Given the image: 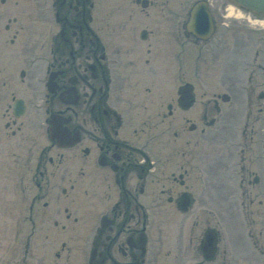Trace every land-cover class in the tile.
<instances>
[{"label": "flooded vegetation", "instance_id": "obj_1", "mask_svg": "<svg viewBox=\"0 0 264 264\" xmlns=\"http://www.w3.org/2000/svg\"><path fill=\"white\" fill-rule=\"evenodd\" d=\"M178 1L123 0L160 24L132 32L109 21L99 32L92 25L98 23L96 0H51L57 26L46 34L42 105L34 104L29 77L33 51L12 53L15 36L0 40V236L14 242L18 223L29 227L27 240L45 223L64 231L53 216L83 221L76 210L81 202L66 199L69 208L57 202L51 209L49 201L58 184L64 195L83 179L80 194L94 207L89 264H145L136 238L145 230L141 197L148 188L168 195L166 203L180 212L198 204L189 194L208 188L203 183L210 169L234 177L233 192L257 189L264 177V33L228 25L225 0L188 1L186 16L195 3L206 4L209 31L178 25ZM6 3L3 30L11 33L18 3L0 0V7ZM54 98L62 102L55 112L48 106ZM51 119L55 135H69L58 140L63 147L50 139ZM205 202L199 201L192 223L204 220ZM205 226L196 240L202 263L215 260L221 243ZM49 233L41 229L36 236ZM254 245L263 246L257 239ZM63 247L54 251L56 259ZM4 253L0 264L1 258L16 264L15 249Z\"/></svg>", "mask_w": 264, "mask_h": 264}, {"label": "rangeland", "instance_id": "obj_2", "mask_svg": "<svg viewBox=\"0 0 264 264\" xmlns=\"http://www.w3.org/2000/svg\"><path fill=\"white\" fill-rule=\"evenodd\" d=\"M9 0H7L8 2ZM31 1V2H30ZM98 3V23H92L94 27H98V31L104 30V24L110 21V24H116L117 26L128 27L129 31L137 32L140 28H148L151 23L153 25L160 24L158 17L153 14L148 16L147 13H138L135 7L125 3H121L123 0H96ZM189 0L178 1L179 12H181V18H178V25L185 20V12L188 9ZM22 2L18 5V21L16 25H13L17 33H14V29L11 33H5L3 26L8 18L7 11L9 5H2L0 7V16L2 15V21L0 25V37L1 41L8 42L13 36H15V44L12 47V53L20 51H26V48L33 51V70L30 72V79L33 76V95L35 105H42V96L45 94V78L43 76V63L42 59L45 57V40L46 34L51 31L52 33L56 30L57 24L53 21L52 9L50 7L51 0H17V3ZM14 4V1L10 2ZM188 3V4H187ZM187 4V5H186ZM125 11H121L122 7ZM124 5L126 6L124 8ZM15 6H11L14 9ZM183 8V9H182ZM29 10L31 12H29ZM237 10V9H236ZM235 10V12H236ZM16 11V8H15ZM54 11V10H53ZM134 12L138 15H134ZM239 15L247 16L243 11L238 10ZM29 14L31 16H29ZM49 16L50 22L47 21L46 16ZM29 16V20L32 26H24L22 21L23 18ZM234 20H229L233 23H239L240 25L247 24L243 17ZM252 18V17H251ZM234 20V21H233ZM146 23V24H144ZM229 23V22H227ZM232 24V23H229ZM91 25V24H90ZM91 25V26H92ZM20 26L22 29H20ZM31 28L32 32H26L27 28ZM259 27V26H254ZM26 28V29H25ZM48 29V31H47ZM100 34V33H99ZM28 36V37H27ZM1 54V53H0ZM21 56L10 55L7 59L12 58L18 64L21 62ZM3 58V57H2ZM0 57V63L3 64L4 60ZM5 58V57H4ZM17 59V60H16ZM6 60V59H5ZM20 68L25 66V63L20 64ZM3 65L0 66L2 71ZM62 102L57 99H49L48 106L50 111H57L61 108ZM38 121V120H37ZM179 134H185L179 133ZM185 139V135L182 136ZM54 151L50 153L53 156ZM261 165L258 161V166ZM205 179V178H204ZM177 180V179H176ZM234 177L227 175L226 171H217L210 169L207 178L204 180L203 185H207V189L204 192L193 193V199L198 201V204L194 203L193 210L184 212L183 214L178 213L171 204L166 203V197L168 195L156 194L152 189L148 188L146 194L142 198L144 206L146 208V223L145 233L148 237L147 244L145 247V264H264V243L262 241V254L255 249L256 246L247 243L243 230L244 223L239 221L237 217L238 211L242 208L237 207V204L232 195L236 190H231L232 182ZM262 177H259L257 189L253 190L249 194V199L246 200L244 208L252 210H263L264 207V186ZM179 181V180H178ZM1 182V181H0ZM85 181L80 180L79 186H77L74 192H68L64 195L60 193V187L58 184L49 195V201L51 209L54 208L55 202H58L63 207L69 208L66 199H72L79 203L80 206L76 207V210L80 208V217L83 221H78L76 224H72L70 220H62L61 215L53 216L55 222L58 224H64V231L57 229H51L47 223L38 226L35 229V238L27 242L24 238L25 233L28 232V227L18 223L16 226L17 239L15 242L11 241L9 237L0 236V252L3 254L4 251H9L11 248L16 251V264H89V253H90V230L94 220V207L91 205V198L80 194V187ZM2 182L0 183V186ZM230 185V187H229ZM151 186H154L151 184ZM65 188V187H64ZM179 188V187H178ZM67 190V189H66ZM1 191V190H0ZM37 191V189H34ZM88 192V190H85ZM179 190L177 189V192ZM239 191V190H238ZM251 200V201H250ZM1 201V200H0ZM199 201H206L204 208V220L199 218L197 223H192L191 220H197L195 218L196 213L201 211ZM260 204V205H259ZM98 205V204H95ZM56 209V208H55ZM209 213V215H207ZM87 214V216H85ZM258 216L253 217L254 223L249 226L251 234L256 236L258 233H262L264 237V213L254 214ZM208 222V223H205ZM52 222V221H50ZM72 224V225H71ZM191 224H197L191 226ZM205 224H209L211 228L218 230L221 243L219 244V254L212 262L202 263L200 252H198L196 246V240L199 235V231L206 227ZM140 225H138L139 229ZM50 230L49 237L43 239V237L36 236L39 230ZM25 234V235H23ZM64 243V251L59 259L53 256L54 249L60 250L61 243ZM15 243L14 247H12ZM224 245V248H222ZM1 262L4 264V260L1 258ZM9 264V263H8Z\"/></svg>", "mask_w": 264, "mask_h": 264}, {"label": "water", "instance_id": "obj_3", "mask_svg": "<svg viewBox=\"0 0 264 264\" xmlns=\"http://www.w3.org/2000/svg\"><path fill=\"white\" fill-rule=\"evenodd\" d=\"M244 7L259 12V13H264V0H235ZM198 6L195 7V11H197ZM195 16V14H194ZM213 243L212 239L209 241V245Z\"/></svg>", "mask_w": 264, "mask_h": 264}]
</instances>
